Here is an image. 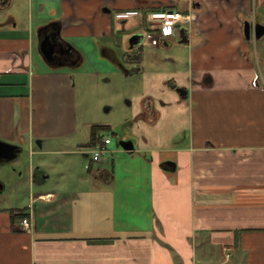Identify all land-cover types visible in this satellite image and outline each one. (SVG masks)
<instances>
[{
	"label": "crops",
	"instance_id": "1",
	"mask_svg": "<svg viewBox=\"0 0 264 264\" xmlns=\"http://www.w3.org/2000/svg\"><path fill=\"white\" fill-rule=\"evenodd\" d=\"M163 9L194 14L178 29L189 61L132 70L142 76L129 102L133 133L117 130L135 149L119 144L98 162L91 136L67 149L75 112L65 69L85 55L75 45L76 62L37 73L35 17L39 30L56 22L70 44L130 30L128 54L143 58L144 15ZM246 21L264 24V0H0V138L32 155L56 142L55 152L90 156L77 179L49 189V170L29 165L38 191L24 216L33 226L0 210V264H264V35L247 38ZM179 31L149 44L171 48ZM103 53L121 65L115 50Z\"/></svg>",
	"mask_w": 264,
	"mask_h": 264
},
{
	"label": "rangeland",
	"instance_id": "2",
	"mask_svg": "<svg viewBox=\"0 0 264 264\" xmlns=\"http://www.w3.org/2000/svg\"><path fill=\"white\" fill-rule=\"evenodd\" d=\"M20 21V27L23 28L24 22L26 24L28 20ZM41 21L44 20L35 17L33 26L35 41L33 56L37 73L50 69L37 48L38 27L40 23H43ZM138 31L143 32L144 36L142 28H138ZM132 33L130 30L121 29L100 40L88 37L79 42L72 38L71 44L78 45L84 52L85 62L81 66L65 69L70 73L69 77L74 90L75 112V132L67 139V143L66 140L64 141V146L67 149L76 148L77 146H73V144L78 142L88 141L91 125L95 123H111L115 130L105 136L111 139L109 149L120 148L119 140L123 131H118L117 128L125 124L124 136L132 135V127L126 124L134 109L129 102H132L135 94L142 91V76L132 70L139 67L183 68L188 65L189 55L185 43L177 41L171 48L154 47L145 39L143 41V58L140 64L124 62L125 69H123L113 57L105 56L103 51L104 48H112L120 55V60L124 54L134 52H129L131 50L128 47ZM168 58H174L176 61L169 63ZM126 71L130 74L127 75ZM56 149H60V146L55 142L46 145L42 152L40 148L36 147L37 151L32 155L28 147L25 146L14 160L0 162V180L4 184V188L0 191V210L17 211L30 204V196L38 191L37 187L33 188L35 185L29 177L28 167L31 163L36 167L42 164L51 173V178L46 183L48 189L54 186L55 180L58 178L67 182L77 179L83 166L88 167L90 163V156L86 157L83 153L62 154L55 152Z\"/></svg>",
	"mask_w": 264,
	"mask_h": 264
},
{
	"label": "built area",
	"instance_id": "3",
	"mask_svg": "<svg viewBox=\"0 0 264 264\" xmlns=\"http://www.w3.org/2000/svg\"><path fill=\"white\" fill-rule=\"evenodd\" d=\"M146 19V38L153 45H160L163 38L174 36L178 33L179 26H191L194 22L192 12H182L176 10H153L144 15ZM111 139L105 137L104 140L90 150L94 161H101L110 154L109 144ZM20 225L23 229L30 231L33 222L28 216L20 219Z\"/></svg>",
	"mask_w": 264,
	"mask_h": 264
},
{
	"label": "water",
	"instance_id": "4",
	"mask_svg": "<svg viewBox=\"0 0 264 264\" xmlns=\"http://www.w3.org/2000/svg\"><path fill=\"white\" fill-rule=\"evenodd\" d=\"M105 10L107 12L110 11L109 8H106ZM54 23H56V22H54ZM49 27H52V26L49 24V25L45 26L44 28H42L41 30H39V38H40L39 51L48 64L55 65L52 63V61H53V59L55 57V53H56V46H57L56 43H52L50 38L47 36L45 39H42L40 37L41 31L46 30ZM52 32L54 33L53 36H55L54 37L55 41L61 40L59 27L54 29ZM245 34H246L247 38H249V39L251 38V36H255L256 38H261L264 35V24L258 22L255 26H253L250 21H246L245 22ZM179 37H180V39H179L180 43L186 44L189 42V38H188V35H187L185 29H181L179 31ZM64 46L66 48V51H68L72 54L76 53L75 55H78L77 57H79V58L81 57L80 52L69 42L68 43L65 42ZM62 48H63V46H62ZM121 67L123 69H125L123 63H121ZM126 74H128V71H126ZM119 144L121 147H123L127 151H132L135 149V144H134V141L132 139H125V138L121 137L119 140ZM21 151H22V148L18 144H14V143L8 142V141L0 138V162H10V161L14 160ZM3 188H4V184L0 180V191Z\"/></svg>",
	"mask_w": 264,
	"mask_h": 264
},
{
	"label": "trees",
	"instance_id": "5",
	"mask_svg": "<svg viewBox=\"0 0 264 264\" xmlns=\"http://www.w3.org/2000/svg\"><path fill=\"white\" fill-rule=\"evenodd\" d=\"M142 58L141 53H135V54H128V58L126 59L127 61H130L132 63H135L138 65L140 63V60ZM121 62L124 63V59H121ZM111 125L110 124H102V123H95L91 126V131H90V143L88 146H95L96 144L102 142L104 138L101 137V133H107L111 132ZM20 211V212H19ZM17 210L16 213L13 215V217H23L25 215V208Z\"/></svg>",
	"mask_w": 264,
	"mask_h": 264
},
{
	"label": "flooded vegetation",
	"instance_id": "6",
	"mask_svg": "<svg viewBox=\"0 0 264 264\" xmlns=\"http://www.w3.org/2000/svg\"><path fill=\"white\" fill-rule=\"evenodd\" d=\"M54 24H52L51 26H53ZM53 27H57V25H54ZM51 27H49L48 29L46 30H42L41 31V38L42 39H45L46 36L50 38L51 42L52 43H56V53H55V57L52 61L53 64L57 65L58 63H63V60H69V61H75L78 60V57L77 55L75 54H72L68 51H66V48H65V42L63 40H54L55 36L54 33L52 32V28L50 29ZM52 32V33H51ZM38 38H39V34H38ZM39 41H40V38H39ZM63 46V48H62Z\"/></svg>",
	"mask_w": 264,
	"mask_h": 264
}]
</instances>
